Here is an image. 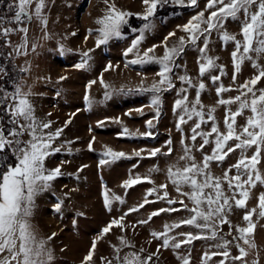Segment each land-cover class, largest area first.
<instances>
[{"label": "rangeland", "instance_id": "374dc122", "mask_svg": "<svg viewBox=\"0 0 264 264\" xmlns=\"http://www.w3.org/2000/svg\"><path fill=\"white\" fill-rule=\"evenodd\" d=\"M109 5H115L117 11L133 14L137 23L141 20L135 14L145 11L142 0H108V4L105 0H45L42 10L43 23L34 18L27 24V44L23 54H15L13 48L24 41V34L14 33L7 38L11 44L4 48L7 53H13L10 58L13 65L17 70L26 69L25 72H20L18 80L23 84L24 91L30 94L35 115L44 121H50L51 131L62 129L60 137L53 144L60 151L46 160V167L53 169L59 166L61 175L51 182L47 191L36 196L30 217L32 231L38 240L46 241V248L53 255L52 264H82L93 242L96 247L90 264H106L107 261H111V264H122V259H117L116 249H119L120 258L131 252L142 258L154 254L151 264H182L181 257H188L190 264H219V256L206 262L203 260L204 253L223 250L212 247L220 242L217 240L197 239L180 249L160 247L157 251L158 246L162 245V239L156 238L152 233H163L165 225L178 224L190 217L189 212L180 210L167 211L149 220L151 214L161 208H181L180 204L168 205L167 199H157V195L162 197L164 191H167L168 199L184 200L189 208L193 207L190 200L176 191L172 179L167 175V170L173 165L180 168L184 166V161L179 160L184 155L181 140L189 134L192 122L183 126V132L178 131L175 126L177 117L173 114V104L178 98L177 91L182 86L176 76L172 77L175 88L161 95L159 118L155 117L157 109L150 104L153 94L137 90L159 83L160 77L158 66L155 64L125 66L128 61L136 58L135 52L124 55L137 35L129 26V34H123L105 45L97 46L96 30L101 26L98 21L107 15ZM183 6H189L187 0ZM165 8H171V5L165 6L161 11ZM205 8L206 0H198L197 6H191L186 11L172 13L162 19L155 17V27L146 33L138 46L139 53L157 46L153 55L163 56L165 37H168L170 32L175 35L168 38L169 47L176 44L180 37L187 40L189 34L183 31V25ZM209 11H205V17ZM225 29L230 34L237 35V39H241L238 35V23L229 20ZM199 43L202 46V41ZM61 49L64 51L61 52ZM233 50L234 45L231 42L223 44L218 34L213 32L208 55L218 58L216 63L223 65L226 73L219 83L226 88L237 89L257 74L258 69H254L251 62H244L236 81L233 82ZM84 52H89L90 66L80 69L76 65L82 61ZM198 57L196 48L189 46L183 57L177 60L182 67L175 69L176 75L187 73L194 78V83L197 82ZM259 63L264 66V57L259 59ZM108 65H111V68H108ZM211 74L218 73L213 71ZM61 77L64 79L61 80ZM92 81L95 83H91ZM203 82L206 84V90L201 93V103L206 111L215 109L214 115L220 131L223 132L226 130L223 124L226 109L218 104V100L235 97L239 92L233 90L217 96L215 88L218 85L214 86L207 79V75ZM257 87L264 88V78ZM105 92L110 93L107 99ZM86 94L94 101L91 109L84 101ZM195 95V91L189 89V101L193 100ZM229 107L235 111L238 105L232 104ZM248 115L245 111L243 116L237 117V125H244ZM149 120L153 123V136L144 137L142 134L149 131L146 126ZM210 127L211 123L202 126L205 131ZM123 129H127V132L122 131ZM169 140L173 149L171 155H149L154 149L167 153ZM185 143L191 144L187 139ZM199 143L198 139L197 146ZM108 149L123 152L125 156L108 165H100L99 161L105 158L103 154ZM204 151L210 154L211 147L206 146ZM137 152L140 153L139 157L135 155ZM250 154L251 152L248 153ZM192 155L197 162L202 160L199 151L193 150ZM239 156L237 151L230 154L223 163H211V174L222 177L224 171L235 164ZM261 167L264 169V164ZM229 175H235V170ZM136 177L146 182L128 188L123 186L125 181ZM161 184H166L167 188L160 189ZM224 187L227 192V186ZM149 189L158 192L148 195L147 199L152 202L139 208ZM182 191H188V188L184 187ZM105 192L111 200L110 208L104 203ZM262 192L264 186L258 185L251 190L246 209L233 208L226 214L230 224H222L218 229L224 239L231 241L233 236L238 235L237 227L247 226L243 220L245 211L252 208L259 211L258 197ZM115 197H119V200ZM58 201L62 203L59 212L54 210ZM131 208L139 210L125 215ZM122 216L123 230L114 226L109 233L102 232L113 218L119 219ZM141 221L147 222L140 223ZM253 221L256 227L251 240L255 247L250 250L247 260L258 259L259 264H264V218L254 215ZM189 232L194 235L201 234L195 227L184 225L172 229L170 235L183 239L184 237L178 234ZM49 237L52 238L49 240ZM121 237L129 243L122 245ZM245 247L247 250V246ZM229 250L233 256L238 255L234 244L229 245ZM227 264H230V261Z\"/></svg>", "mask_w": 264, "mask_h": 264}, {"label": "snow or ice", "instance_id": "6c2138e0", "mask_svg": "<svg viewBox=\"0 0 264 264\" xmlns=\"http://www.w3.org/2000/svg\"><path fill=\"white\" fill-rule=\"evenodd\" d=\"M187 2L189 6L198 5V0H187ZM105 3L108 4V0H105ZM142 3L145 11L142 14H135L142 24L138 28H130L137 35L124 53L127 56L135 52L136 58L128 61L125 66L150 64L158 66L159 83L152 84L150 88L137 89L140 92L153 94L150 104L157 109L156 118L161 115L159 110L161 95L175 88L172 77L176 76L182 86L177 91L178 98L173 104V114L177 117L175 126L178 131L183 132V126L192 122L189 134L181 140L184 145V155L179 160L184 161V166L180 168L173 165L167 170V175L172 179L176 191L190 200L193 207L189 208L184 200L168 199L167 191H164L162 197L157 195V199H167L168 205L180 204L181 208H161L154 211L149 220L167 211L184 210L190 213L189 218L183 219L178 224L165 225L163 233H152L156 238L162 239V245L158 246L157 251L160 247L180 249L183 245L191 244L197 239H211L220 241L212 247L223 250L204 253L205 262L219 256L221 257L219 264H227L229 261L230 264H238V262L239 264H259L258 259L248 261L247 257L250 255V250L255 247L251 240L256 227L253 216L258 215L264 218V192L258 197L259 211L257 208L245 211L243 220L247 226L237 227L238 235L233 236L231 241L224 239L218 229L222 224H230L226 214L230 213L233 208L246 209L252 189L258 185L264 186V169L261 167L264 164V88L257 87L264 78V66L259 63V59L264 57V0H206L205 10L198 12L187 24L183 25V31L189 34L188 39L180 37L176 44L169 47L167 40L175 35L174 32H170L168 37H165V51L161 57L153 55L157 46L145 50L142 54L139 53L138 46L144 40L146 33L154 29V19L160 9L168 5L183 6L185 0H142ZM0 4H4L7 13L0 14V41H3L0 45V57L6 55L11 58L13 53L3 51L4 47L11 44L7 38L14 33L24 34V41L13 48L15 54H23L27 44V24L34 18L43 23L42 10L45 7V0H8L6 4L5 0H0ZM205 11H209L207 17H205ZM131 15L133 14L117 11L115 5H109L107 15L98 21L101 26L96 30L98 32L97 46L105 45L113 38L121 37L125 27L129 25ZM229 20L239 24L238 35L241 39H237V35L230 34L225 29V24ZM213 32L218 34L223 44L231 42L234 45V50L231 52L234 69L233 82L236 81L244 62H251L252 67L258 69L257 74L239 85L237 89L226 88L219 83L226 73L224 66L216 63L218 58L208 55ZM201 41L202 46L199 43ZM189 46L195 47L199 53L198 77L195 83L194 78L187 73L176 75L175 72L176 68L182 67L177 60L183 57ZM63 51L64 49H61V52ZM82 56V61L76 65L80 69L90 66L89 52H84ZM107 67L111 68V65ZM25 71L24 68L19 69V72ZM213 71L218 74L212 75ZM206 75L214 86L218 85L215 88L217 96L233 90L239 92L235 97L218 100V104L225 106L226 109L223 120L226 130L223 132L220 131L214 115L215 109L206 111L200 100L201 93L206 90V84L203 82ZM5 78L10 81L11 87L0 82V264H52V252L46 248L45 240L36 238L32 231L30 217L36 196L47 191L51 187V182L61 175L60 167L49 169L46 167V160L60 151L53 144L60 137L62 129L51 131V122L44 121L35 115L30 94L24 91V86L17 76L8 75V69L0 60V81H4ZM63 79L64 77H61V80ZM101 83H103L102 80ZM189 89L196 93L191 101H189ZM109 97L110 93L105 92V98ZM84 101L91 109L94 101L89 98L88 94L84 96ZM232 104L238 105L235 111L229 107ZM245 111L249 113L245 124L238 126L237 117L243 116ZM209 123L211 127L205 131L202 126H207ZM146 126L149 131L142 135L152 137V121H147ZM122 131L127 132V129ZM185 139L190 140L191 144H186ZM198 139L200 143L197 146ZM206 146L211 147L210 154L205 153ZM91 148L92 142L90 141L89 149ZM193 150L202 154L201 161H196L192 155ZM237 151L240 153L239 158L235 164L230 165L224 171L222 177L211 174L209 167L211 163H223L230 154ZM249 152H251L250 155H248ZM172 153L173 149L169 140L167 153L154 149L149 155L156 157ZM103 155L105 158L99 161L100 165H108L123 158L125 153L108 149ZM135 155L139 157L140 153L137 152ZM233 170H235V175H229ZM142 182L146 181L136 177L125 181L123 186L128 188ZM224 185L227 186V192ZM184 187H187L188 191H182ZM159 188L166 189L167 185L161 184ZM154 192L158 190L149 189L139 208L152 202L147 199V196ZM115 199L119 200V197ZM104 203L110 208L111 200L107 192L104 194ZM61 207L62 203L58 201L54 205V210L59 212ZM139 208H131L125 215L138 211ZM122 221L123 216L119 219L113 218L102 229V232L107 234L114 226L123 230ZM146 222L141 221L140 223ZM184 225L195 227L200 230L201 234L194 235L191 232L178 234L183 236V239L170 235L172 229ZM229 234H231V225ZM120 242L122 245L129 243L123 237L120 238ZM233 244L238 251V255L235 256L229 250V245ZM95 247V242H93L82 264H90ZM116 252L117 259H122V264H151L154 255L142 258L137 253L131 252L120 258L119 249H116ZM181 259L182 264H190L188 257H181ZM106 264H111V261H107Z\"/></svg>", "mask_w": 264, "mask_h": 264}, {"label": "trees", "instance_id": "16d2710c", "mask_svg": "<svg viewBox=\"0 0 264 264\" xmlns=\"http://www.w3.org/2000/svg\"><path fill=\"white\" fill-rule=\"evenodd\" d=\"M8 2V0H5V4ZM191 6H173L171 5V8H165L164 11H161V9L157 12L156 17H159V19H162V17L166 16V15H170L172 13H176V12H181V11H186L187 9H189ZM163 9V8H162ZM0 14H7L6 13V8L4 6V4H0ZM136 18L133 17L132 15L129 17V27H138L142 21L140 23L135 22ZM14 26V25H13ZM128 26L125 27L124 29V34H129L128 30ZM3 44V41H0V45ZM3 51L5 53H7L6 49L3 48ZM0 60H2L3 62V66L6 67L8 69V75L9 76H17L19 78L20 72L19 70H17L15 68V66L13 65V62L11 61V59L8 56H3L0 57ZM6 84L7 87H11V83L10 81L7 80V78H5L4 81H0Z\"/></svg>", "mask_w": 264, "mask_h": 264}]
</instances>
